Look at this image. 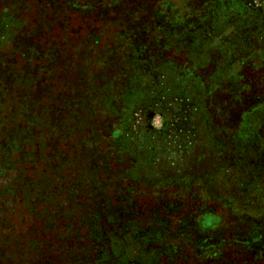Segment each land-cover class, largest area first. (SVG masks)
I'll list each match as a JSON object with an SVG mask.
<instances>
[{"label":"trees","instance_id":"obj_1","mask_svg":"<svg viewBox=\"0 0 264 264\" xmlns=\"http://www.w3.org/2000/svg\"><path fill=\"white\" fill-rule=\"evenodd\" d=\"M161 1H147L146 20L143 4L141 13H118L113 41L88 25L72 36L79 50L68 34L24 47L14 7L0 10V98L3 90L12 99L0 117V173H13L14 184L3 190L0 264H264L263 85L224 74L231 54L263 61L264 41L256 48L237 33L246 8L235 2L196 0L198 22L173 32ZM58 2L62 13L110 18L97 4ZM9 47L35 67L2 61ZM213 53L215 68L202 80L194 70ZM30 72L53 73L51 84H30ZM35 88L36 97L27 93ZM172 101L185 106L175 128L159 108ZM156 108L163 130L134 126L139 112ZM16 112L22 130L11 125ZM15 209L22 226L11 235Z\"/></svg>","mask_w":264,"mask_h":264},{"label":"rangeland","instance_id":"obj_2","mask_svg":"<svg viewBox=\"0 0 264 264\" xmlns=\"http://www.w3.org/2000/svg\"><path fill=\"white\" fill-rule=\"evenodd\" d=\"M72 3H77L81 7L86 6L90 7L92 5H98V9H106L107 13L105 15H110V18L106 22H99L98 19H95V15H92L90 18L89 16L80 15L78 10L73 11H64L61 10V6L64 7V3H59L58 0H0V10L6 9L8 6L14 7V13L16 14L17 19L20 21V28L19 34H23L21 42L24 47H32L37 46L38 44L44 45L47 42H50V39H55L54 43L58 44L59 40H62L64 38V35H69V38H76L73 40L68 46L70 48H74L75 50L80 49V42L77 43V37H72L76 35L82 34V32L87 31L88 25L89 27L91 25L97 26V29L101 32H103L102 40L105 41H113V37L115 36L116 32L121 30V26L117 27L115 25L116 21V15L118 13H121L122 11L128 10L129 13H141V8L143 5L146 6L145 12H143L145 20L148 18V15H152V13L149 12V8L151 7L150 3L147 1L149 0H70ZM157 0H151V4L155 5V2ZM161 1V0H160ZM229 4L230 2L238 4V6H243L246 8V15L245 18H242V22L244 25H242V28L238 29L237 33H240L247 36L249 41H251L256 48H259L261 46V43L264 41V0H228ZM196 0H167V4H163V2H160V12L162 13V17L168 18L173 22V25L171 26V30L173 32H181L184 29H192V25H195L196 19H197V9H193V6L195 4ZM143 4V5H141ZM113 5V6H112ZM108 6H110L108 10ZM113 7V8H111ZM159 10V9H158ZM122 12V13H123ZM126 13V12H125ZM96 14V13H95ZM116 18V19H115ZM59 19V20H58ZM85 20L91 21L93 23H89ZM199 20V19H198ZM252 20V21H250ZM96 21V22H94ZM240 20H238L239 22ZM237 21L233 22L236 24ZM167 24V21L164 22L163 26ZM207 25V24H205ZM115 26V27H114ZM145 31L147 32V29L145 28ZM230 32L228 34H231L232 32H235V30L231 27L229 29ZM33 33V34H32ZM32 34V35H31ZM76 34V35H74ZM233 34V33H232ZM117 35V34H116ZM227 33L225 34V36ZM260 38L263 39V41H260ZM103 46V43L101 47ZM227 52L230 53L231 47L227 44ZM12 48H8V51L4 50L2 51V61L9 65H14L15 63H19L22 65L25 61L27 66L29 68H34L36 64V59H31L30 57L26 59H21L20 54H16L13 56V52H11ZM169 55H173L172 52L167 51ZM8 56V57H6ZM264 58V55H262ZM12 59L13 62L10 60ZM231 58L233 61L232 67L227 69L224 74L227 76L230 74L232 80H259L261 81L263 86H260V90L257 92V95H264V60L259 61L258 57L255 56L254 58L249 57V55L246 56H239L238 59L234 60L232 54ZM79 60L76 58L73 60V63H76V60ZM177 63L180 65L183 70H187L192 66L190 60L187 59V55L185 53H179V56H176ZM217 55L213 53V56L209 57L207 60H203L200 64L198 63V66L194 70L196 75L201 78L202 80L207 79V76L209 75L210 71H213L215 68L214 61L216 62ZM17 61V62H16ZM244 62L243 65L238 66V62ZM12 63V64H11ZM40 66L44 65L45 63L41 61ZM24 69V68H23ZM47 73V71H46ZM53 74V73H52ZM41 74V73H31L30 72V79L27 81L35 84H40L41 87H43L45 84H51L50 76ZM50 79V80H44L43 78ZM227 78V77H226ZM226 78H223L226 80ZM229 79V76H228ZM229 79V80H231ZM26 81V80H25ZM56 83H60V80H53ZM166 81V80H165ZM1 83V80H0ZM240 83V82H239ZM243 83V82H242ZM187 86L186 84H184ZM174 86V85H173ZM241 86V85H240ZM258 86V87H259ZM14 86H11L9 91L11 92V95L14 94L16 97L18 95L19 90L15 92ZM173 88V87H172ZM170 88V89H172ZM182 90H185L184 88H180L178 92H181ZM36 88L32 91H27L28 94L30 92L33 94V91H35ZM34 95V94H33ZM10 95L6 94L3 90L1 92V98H0V117L4 119V116H7V113L9 111L8 105H10V102L12 101L11 98H9ZM35 96V95H34ZM177 96V95H176ZM36 97V96H35ZM18 107L20 108L18 102L14 103V108L18 110ZM168 109H166L167 112L164 111L163 107L160 106L159 108L162 110L165 116L168 118H172L171 122L174 123L173 126L178 127L179 121L181 120V117H176L179 115H185L182 114V108L185 109V106L183 104L174 105L173 101L171 104L167 105ZM158 108L155 110H142L137 114L134 118V126L138 127L141 125H146L148 128L153 129L155 131H161L163 130L164 125L166 124V118L162 116L160 113L157 112ZM4 117V118H3ZM15 121L11 125L20 124L18 128L21 130L23 129V122L21 118L17 116V112L15 114ZM179 118V119H178ZM177 120H179L177 122ZM10 125V126H11ZM138 130V129H137ZM34 131H39L40 133H44V125L41 124L40 126H35L33 129V132L30 133V135L33 137V139H37L35 136L36 134ZM170 140H174V132H169ZM103 138V135H102ZM104 139L105 136H104ZM97 140H100L99 137ZM166 146L169 148L170 152H172V145L166 142ZM166 146H163L165 148ZM27 149V148H26ZM28 150V149H27ZM17 161H23V158H18L17 155ZM27 166L23 167V164L20 166L18 165V168H26ZM0 169L3 170L2 166L0 165ZM13 173L5 174L0 173V213L2 210L1 202L4 200L3 196V190L6 187H10L13 184L12 182ZM15 208V207H13ZM12 216V225L14 233L11 235L18 234V230L21 228L22 224H19V220L21 218V212L15 209L13 211ZM2 223V219L0 217V226ZM28 224L33 223V221H28ZM4 234V229L0 231V241L2 240V235Z\"/></svg>","mask_w":264,"mask_h":264},{"label":"clouds","instance_id":"obj_3","mask_svg":"<svg viewBox=\"0 0 264 264\" xmlns=\"http://www.w3.org/2000/svg\"><path fill=\"white\" fill-rule=\"evenodd\" d=\"M205 226H212V218L211 217H207L204 221Z\"/></svg>","mask_w":264,"mask_h":264}]
</instances>
